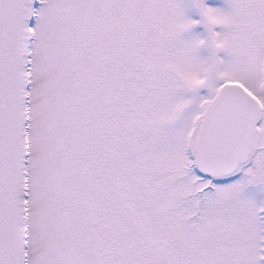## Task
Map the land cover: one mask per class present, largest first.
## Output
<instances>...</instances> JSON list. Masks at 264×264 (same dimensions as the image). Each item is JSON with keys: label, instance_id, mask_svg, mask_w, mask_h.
<instances>
[{"label": "snow or ice", "instance_id": "snow-or-ice-1", "mask_svg": "<svg viewBox=\"0 0 264 264\" xmlns=\"http://www.w3.org/2000/svg\"><path fill=\"white\" fill-rule=\"evenodd\" d=\"M0 264H264V0H0Z\"/></svg>", "mask_w": 264, "mask_h": 264}]
</instances>
